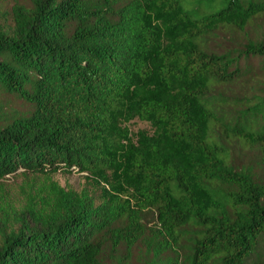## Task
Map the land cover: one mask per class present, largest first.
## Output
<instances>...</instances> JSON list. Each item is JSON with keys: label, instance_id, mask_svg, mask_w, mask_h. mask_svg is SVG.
I'll list each match as a JSON object with an SVG mask.
<instances>
[{"label": "trees", "instance_id": "1", "mask_svg": "<svg viewBox=\"0 0 264 264\" xmlns=\"http://www.w3.org/2000/svg\"><path fill=\"white\" fill-rule=\"evenodd\" d=\"M259 16L264 0H15L0 24V181L86 172L95 188L49 177L19 207L0 192V264H264V177L213 131L264 153V96L229 108L218 90L264 62V38L208 45Z\"/></svg>", "mask_w": 264, "mask_h": 264}, {"label": "rangeland", "instance_id": "2", "mask_svg": "<svg viewBox=\"0 0 264 264\" xmlns=\"http://www.w3.org/2000/svg\"><path fill=\"white\" fill-rule=\"evenodd\" d=\"M14 2L15 0L0 1V24L5 25L11 22L10 11ZM248 37L264 38V16L257 17L242 31L228 28L218 29L216 34L210 37L208 45L213 50L225 52L233 48H242ZM250 63L252 68L245 72L242 77L218 87V90L224 91L227 95L229 108L237 106L234 104L235 102L241 104L246 97L264 96V62L251 60ZM129 127L133 133L141 129L152 132L150 123L138 118L133 119L129 123ZM213 131L217 136L224 139V145L228 150V159L232 165L238 169H251L257 176L264 177V153L260 143L239 136L226 135L223 129L217 125L214 126ZM86 175V172L65 173L60 171L49 176L18 173L1 179L0 192L6 195L7 201H10L12 205L19 207L26 202L27 193H31L33 190L38 191L40 188L42 191H47L49 177L66 189L91 192L95 188L94 180ZM155 219V212L153 210L147 211L146 223L153 225ZM262 249L264 253V244ZM106 260L107 264H112L109 256L106 257ZM129 264H139L138 259L136 257L130 259Z\"/></svg>", "mask_w": 264, "mask_h": 264}]
</instances>
